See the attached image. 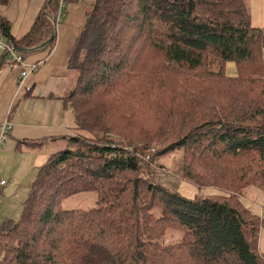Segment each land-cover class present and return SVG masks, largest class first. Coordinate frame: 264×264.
<instances>
[{
  "label": "trees",
  "instance_id": "obj_1",
  "mask_svg": "<svg viewBox=\"0 0 264 264\" xmlns=\"http://www.w3.org/2000/svg\"><path fill=\"white\" fill-rule=\"evenodd\" d=\"M59 2L44 0L19 37L0 12V37L22 55L52 47ZM91 6L70 57L72 133L49 137L65 145L36 167L19 218L1 223L0 264H264V215L244 199L264 190V26L245 0ZM176 148L178 174L221 191L187 196L154 175L151 159ZM79 190L94 204L64 207ZM171 229L182 236L166 243Z\"/></svg>",
  "mask_w": 264,
  "mask_h": 264
},
{
  "label": "crops",
  "instance_id": "obj_2",
  "mask_svg": "<svg viewBox=\"0 0 264 264\" xmlns=\"http://www.w3.org/2000/svg\"><path fill=\"white\" fill-rule=\"evenodd\" d=\"M43 1L8 0L6 4H0V12L8 17L12 32L19 37L31 28ZM93 2L74 0L61 5L62 14L53 21L55 38L52 47L35 49L23 55L20 63L14 62L11 57L3 61L0 68V120L7 118L9 112L12 116L7 137H0V151L4 154L3 158L20 153V163L24 161L11 173L15 182L10 184L9 189L4 188L7 181L0 187L6 193L19 179L17 176L22 178L25 175L24 168L29 170L32 165L42 163L47 152L41 150L53 141L50 136L72 133L74 115L71 106L65 101L73 83V72L69 69L70 57L85 18V7ZM2 53L0 44V57ZM79 54L81 57L82 51ZM23 70L26 72L21 75ZM43 138L45 141L36 146L18 141ZM14 158L18 162L16 156Z\"/></svg>",
  "mask_w": 264,
  "mask_h": 264
},
{
  "label": "rangeland",
  "instance_id": "obj_3",
  "mask_svg": "<svg viewBox=\"0 0 264 264\" xmlns=\"http://www.w3.org/2000/svg\"><path fill=\"white\" fill-rule=\"evenodd\" d=\"M245 4L250 12L251 23L256 26H264V0H245ZM92 4L86 5V10H89ZM86 13V11H85ZM86 16V14H85ZM85 18L82 20L80 28H83ZM263 59H264V47H263ZM77 60H80V54ZM225 72L229 75L237 73L235 62L228 60L225 63ZM69 69L73 72L75 78L77 74V68L73 65L69 66ZM65 145L63 140L50 141L44 147L43 150L50 154L59 145ZM154 147V146H152ZM154 148H152L153 150ZM155 150V149H154ZM2 151H0V177L7 179V183L4 188L9 189L10 184H13L15 180L11 177L12 172L18 165L22 166L24 161L20 163L22 158L20 153H14L6 158H3ZM16 156L17 161L15 162ZM144 157V155H143ZM181 159V149L176 148L169 152L163 153L160 156L151 159V170L156 176L165 183L167 186L178 190L184 195L192 196L194 193H213L220 192L221 189L214 185L197 187L195 184L185 180L180 174L177 173L178 165ZM43 161V160H42ZM15 162V163H14ZM38 164L32 165L29 170L25 168V175L17 176L19 179L16 181L10 192L6 193L5 190L0 189V226L1 223L6 219L17 220L21 212V204L26 195L27 187L34 173L37 171ZM155 175V174H154ZM10 180V181H9ZM9 182V183H8ZM95 191L93 190H79L70 195L62 197V205L64 207H80L87 208L89 205H93L95 201ZM244 199L247 205L259 214L264 215V190L259 189L255 186H249L247 189ZM182 236V232L178 229L168 230L164 236V242H175ZM261 252H264V227H261L259 235V245Z\"/></svg>",
  "mask_w": 264,
  "mask_h": 264
},
{
  "label": "built area",
  "instance_id": "obj_4",
  "mask_svg": "<svg viewBox=\"0 0 264 264\" xmlns=\"http://www.w3.org/2000/svg\"><path fill=\"white\" fill-rule=\"evenodd\" d=\"M61 5H63V1L60 0L59 2V7L56 13V20H58L59 16H61ZM0 44L1 46L5 47L6 49L9 50V57L13 58L17 62H22L23 61V55L20 53L17 49H15L13 46L7 44L1 37H0ZM26 70L21 71V75L25 74ZM11 127V122L8 121L7 119H4L0 121V137L1 138H6V131ZM144 158H148V154L144 155ZM6 178L0 177V187H2L6 183Z\"/></svg>",
  "mask_w": 264,
  "mask_h": 264
},
{
  "label": "water",
  "instance_id": "obj_5",
  "mask_svg": "<svg viewBox=\"0 0 264 264\" xmlns=\"http://www.w3.org/2000/svg\"><path fill=\"white\" fill-rule=\"evenodd\" d=\"M38 48V47H37Z\"/></svg>",
  "mask_w": 264,
  "mask_h": 264
}]
</instances>
